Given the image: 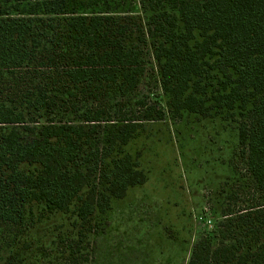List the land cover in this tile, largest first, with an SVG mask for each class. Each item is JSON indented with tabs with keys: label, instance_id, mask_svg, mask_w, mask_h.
I'll return each instance as SVG.
<instances>
[{
	"label": "trees",
	"instance_id": "1",
	"mask_svg": "<svg viewBox=\"0 0 264 264\" xmlns=\"http://www.w3.org/2000/svg\"><path fill=\"white\" fill-rule=\"evenodd\" d=\"M110 5L0 0L1 226L27 230L63 213L91 232L114 200L147 181L140 154L126 150L141 123L128 113L107 118L113 107L96 102L45 116L37 84L54 60L64 96L119 100L138 88L147 68L141 47L151 43L173 112L236 119L259 198L254 211L228 213L219 241L197 242L188 264H264V0H138L139 28L128 36Z\"/></svg>",
	"mask_w": 264,
	"mask_h": 264
},
{
	"label": "rangeland",
	"instance_id": "2",
	"mask_svg": "<svg viewBox=\"0 0 264 264\" xmlns=\"http://www.w3.org/2000/svg\"><path fill=\"white\" fill-rule=\"evenodd\" d=\"M110 2L127 26L126 36L134 34L142 17L138 0ZM152 46L142 44L147 68L138 88L117 102L107 93L96 101L81 93L64 96L58 61H49L39 73L45 116H65L96 102L105 110L113 107L107 118L117 121L128 113L141 123L126 150L140 154L148 179L114 200L105 221L96 224V217L91 232L74 228V217L63 213L27 230L0 224V264H188L197 242L210 234L219 241L217 229L228 213L256 209L259 198L239 151L236 119L173 112Z\"/></svg>",
	"mask_w": 264,
	"mask_h": 264
}]
</instances>
